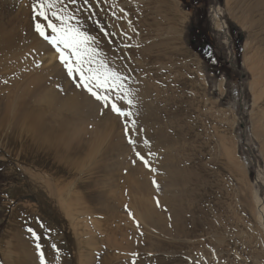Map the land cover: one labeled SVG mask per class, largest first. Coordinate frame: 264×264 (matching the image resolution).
<instances>
[{
  "label": "rangeland",
  "instance_id": "374dc122",
  "mask_svg": "<svg viewBox=\"0 0 264 264\" xmlns=\"http://www.w3.org/2000/svg\"><path fill=\"white\" fill-rule=\"evenodd\" d=\"M233 1L173 0L178 13L185 17L178 45L186 54L180 62L181 70L173 66L171 70L176 68L170 70V77L165 78L164 83L167 80L169 83L167 90L165 85L156 81L147 93L153 110L161 115L165 111L168 118L170 115L171 120L181 122L176 131L183 132V138L179 143H170L162 138V131L166 130L162 121H149L150 132L155 130L152 136L148 135L143 124L136 122L140 116L134 112V99H131V107L123 106V111H131V117H120L110 107L106 108L95 100L82 86L76 87L78 77L67 75L56 50L34 30V24L38 22L32 18L34 0H0V239L3 237L5 241L4 253L0 246V264H40L37 243L41 246L45 264H61V259L64 264H87L81 255L92 253L93 260L99 261L101 250L109 259L107 261L115 259L113 264H264V121L260 115V103L256 100L254 77V64L264 56L261 53L264 46L257 30L248 22L249 15ZM119 4L124 5L126 17L134 14V0H121ZM61 8L66 7L62 5ZM121 20L127 24L132 19L122 17ZM105 28L115 31L108 22ZM191 28L204 34L207 46L190 35ZM118 32L119 44L113 48L117 62L112 63L117 71L106 65L110 71L125 77L121 82L131 93V98L134 95V27L127 24ZM238 33L242 34L240 45L236 44ZM171 36L161 39H171ZM101 60L94 56L93 67H98ZM56 73H63L61 85L67 86L65 91L53 80ZM146 73L149 76V72ZM138 75L145 76L144 73ZM37 86L43 92L55 87L61 98H66L65 94L78 98L81 94L87 109L95 114H106L103 138L87 145L89 157L80 161L78 169L81 172L75 170L69 181L73 183L69 200L71 211L63 217L65 222L62 225L56 222L53 214L41 209L37 196L30 189L26 173L33 172V169L9 154L10 149L19 152L24 142L19 134L20 128L14 125L15 122L21 123L23 110L16 98ZM110 95L114 97L115 94ZM166 95L175 99L171 109L162 99ZM117 103L120 106L123 101ZM158 106L163 112L157 109ZM150 125L156 129L159 127V130L151 129ZM125 128L129 129L128 135ZM10 134L15 136L12 142L7 139ZM129 138L135 141V145L129 144ZM181 147L189 150L184 156L191 155L202 167L203 188H200L202 192L199 191L203 193L201 201L205 208L202 224L208 227L204 236L202 233L194 239H173L144 222L146 212L158 208L157 199L170 188L158 165L162 162L166 166L165 154L177 152ZM137 152L148 161V167L137 158ZM103 156L106 157L104 171L95 170L102 163ZM112 167L114 172L109 173ZM129 171L137 173L134 185H144L142 192L126 193L118 187L120 178L126 177ZM63 179L62 175L58 177L60 181ZM93 194L96 203L90 206ZM130 196L134 197V208L133 205L119 204ZM108 202L114 204L113 216H87L88 209H98ZM30 207L35 211L33 216ZM28 215L32 221L37 219V228L32 232L36 233L38 240L29 232L31 223L26 226V222L21 221ZM211 223L213 229L209 226ZM12 226L24 228V240L12 237L9 231ZM25 230H28V236ZM111 230L112 234L119 231V235H113L111 239L120 241V249L112 245L116 243L114 241L110 245L101 243ZM57 235L59 239L56 240L54 236ZM84 237L90 239L89 246L84 247L86 250L77 240ZM72 240L75 241L73 244ZM10 246L18 247L17 251H9ZM150 246L153 251L148 250ZM75 248L77 251L74 252Z\"/></svg>",
  "mask_w": 264,
  "mask_h": 264
},
{
  "label": "bare ground",
  "instance_id": "6f19581e",
  "mask_svg": "<svg viewBox=\"0 0 264 264\" xmlns=\"http://www.w3.org/2000/svg\"><path fill=\"white\" fill-rule=\"evenodd\" d=\"M120 2L121 0H76L75 4H73L71 0H64L62 4L58 5V8L66 11L68 16L72 17L71 21H69L71 26L78 27L80 31L84 30V33L94 34L92 47L96 49L95 56H99L102 59L101 62L110 65V70L114 69L117 71L112 63L117 62L115 60L117 53L116 51H113V48L119 44L118 30L127 24L134 27V95H132L130 99H134V112L140 116L137 118L136 122L143 124L147 129L146 131L148 132V135L152 136L155 131L154 129L156 128H153V126L151 127L150 125L151 129L153 128L154 130L153 133L150 132L149 123L151 122V119L152 122L162 121L166 125V130L162 131V138L170 143H179L180 139L184 136L183 132L176 131L177 127L181 125V122L174 121L173 119L172 121L170 115L168 118V116L164 114L165 111L163 112L160 109V106H158L157 109L161 110L164 115L157 113L159 111L153 110L152 106H150L151 101L147 97V93L152 87V84L156 81L165 85V90H167L169 83L167 82L168 80L166 83H164V81L165 78L170 77L171 67L178 66L177 68L180 69L182 66L180 62L186 53L178 44L180 27L182 26L185 17L178 13L173 0H134V14H130V16L127 17V13H125L127 11L123 4H119ZM233 4L246 12L247 16L249 15L248 22L257 30L256 32L260 42L262 46H264V0H234ZM62 5L66 8H61ZM116 9H118V12L115 11ZM86 11L90 12L86 13ZM86 14L88 15L86 16ZM122 17H129L132 20L125 24L121 20ZM107 22L115 31H109L105 28V23ZM170 34L173 35V37L171 36V39H161ZM135 61H140L141 63ZM254 65V77L256 78L255 86L257 91L256 100L260 103V115L264 121V56L259 57L257 63ZM174 68H172V70ZM118 72L120 71L118 70ZM146 72H149V76ZM142 73H144V75L146 73L147 75L144 77H142L143 75H138ZM62 75L63 73H56L53 80L61 85V81L64 79V76ZM170 86L172 87V85ZM61 87L64 88L63 91L67 88L66 85H61ZM173 88L174 86L172 89ZM65 97L66 98L59 97L55 87H51L46 92H43L39 86L29 90V92L26 91L22 96L17 97L16 100L21 104L23 110L20 120L21 123H13L20 128L19 134H21V138H24V142L19 149V152L15 151V149L9 150L10 156L28 163L33 169V172L30 171L29 173H26L30 189L32 188V192L37 196L41 209L45 213L53 214L56 222L58 221L61 225L65 222V218L63 219V217L68 216L71 211L69 200L72 193L73 183L69 181L71 177H73L75 170H78V172L80 171L78 169L80 161L89 157L90 152L87 145L90 143H96L99 139H102V135L106 132L105 113L95 114L90 111V109H87V103H85L81 94L78 98L68 96L67 94H65ZM45 99L47 100L44 103ZM162 99L166 102L168 109H171L175 104V99L171 96L166 95V97H162ZM157 105H155V108ZM168 109L167 111H169ZM157 128L156 131L159 130V127ZM167 128L170 131H168ZM262 134L264 135V132ZM14 138L15 136L13 137V134L7 136L9 142H12ZM186 152H189V150L185 147H181L177 152L174 150L165 154L167 165L164 166L161 162V164L159 163L158 168L164 172L170 188H168V190L157 199L156 207L158 208H153L151 211H147L144 215V222L147 225L158 230L160 234L173 239H194V237H197L202 233L204 236V232L207 231L205 228L208 227L206 224H202V219L205 216V208L201 201V195H203V193L201 194L202 190L200 189L203 188V186L201 187L203 183L201 178L202 167L200 162L194 159L191 155L184 156ZM105 162L106 157L103 156L102 163H99V165L95 167V170L98 169L104 171ZM111 172H114V167L110 169L109 173ZM135 174L137 173L129 171L126 177L124 176L120 178V185L118 187H120L121 190L126 191V193L134 194V192H142L144 190V185H134ZM60 175L64 177L61 181L58 180ZM82 177L85 176L82 175ZM205 187L207 188V185H205ZM200 190L201 192L199 193ZM92 196L94 197L95 195L93 194ZM129 198L132 199L129 200ZM129 198H123L124 200L119 204L133 205L134 208V197L130 196ZM90 201L92 203L90 206H94L93 203H96V198L94 197V199ZM81 209L82 207L80 210ZM114 211V204L108 202L103 203L98 209H96V207L91 210L88 209L89 214L87 211L86 214H88L87 216H113L112 213ZM29 212H31L30 214H32V216L35 213L32 207H30ZM74 217L75 216H73V218ZM35 220L37 219L35 218L34 221H32L30 215H28L25 220L21 219V221L26 222V226L28 223H31L30 228L32 230L37 228L38 222ZM211 225H213V223L209 226ZM211 227L212 229L214 228L213 226ZM215 227H217V225H215ZM9 231L12 237L16 238V240H24V228L17 229L12 226ZM25 232L26 236H28V230H25ZM112 232L113 230L107 233V238L105 237L106 239H102V244L106 243L110 245L113 235H119L118 230H116L114 234H112ZM75 235L78 237L77 234ZM5 236L7 237V235ZM80 236H82V234ZM54 237L56 240L59 239V235ZM2 238L0 239V241L2 240V245H0L1 251L5 246V241ZM79 239L77 240L83 245V249L86 250L84 247H87V245L89 246L90 239L85 237L81 238V240ZM31 241L33 243L32 237ZM113 241V243H116L112 245H115L114 247L116 248H119L120 245H122L118 240ZM73 242L75 241L72 240V244ZM160 247L161 246L159 245V248ZM17 249L18 247L10 246L9 251H17ZM75 249L74 252L77 251V248ZM148 250L153 251L154 248L150 246L148 247ZM90 254L92 253L86 254V252H84L81 255L84 256L87 264H90L91 262L94 264H113V261L115 260L113 258L112 262L107 261L109 259H106L107 257L105 258V256H103L105 253L102 250L100 252L101 258H99V261L93 260V255ZM62 257L63 259L65 257L63 253ZM61 264H64L62 259ZM77 264H82V262Z\"/></svg>",
  "mask_w": 264,
  "mask_h": 264
},
{
  "label": "snow or ice",
  "instance_id": "6c2138e0",
  "mask_svg": "<svg viewBox=\"0 0 264 264\" xmlns=\"http://www.w3.org/2000/svg\"><path fill=\"white\" fill-rule=\"evenodd\" d=\"M63 2L64 0H34L32 18L38 21L34 24L35 32L56 50L67 75L70 78L78 77L76 87L82 86L95 100L106 108L110 107L116 115L131 117V112L123 111L124 105L129 107L133 105V101L129 98L131 93L121 82L125 77L110 71L103 62L98 67H93L96 55V49L92 47L93 38L80 31L78 27L70 25L69 21L72 17L58 8V5ZM71 2L75 4L76 0H71ZM66 52L69 55H66ZM110 93H114V97ZM118 101H123V104L118 106ZM134 125L135 121H133ZM125 134H129L128 128H125ZM128 142L135 145V141L131 138ZM145 144H147L146 141ZM136 155L146 167L149 166L148 161L139 152ZM29 232L32 233L34 239H39L32 229H29ZM40 247L37 243L36 249L40 264H45V257Z\"/></svg>",
  "mask_w": 264,
  "mask_h": 264
},
{
  "label": "trees",
  "instance_id": "16d2710c",
  "mask_svg": "<svg viewBox=\"0 0 264 264\" xmlns=\"http://www.w3.org/2000/svg\"><path fill=\"white\" fill-rule=\"evenodd\" d=\"M190 35H192V36L197 37L198 39H200L201 42H202V45H204V46H207L208 45V41L205 38L204 34L202 32H200V31H198L197 29L191 28L190 29ZM241 42H242V34L241 33H238V39L236 40V44L237 45H240ZM197 51H199V50L197 49Z\"/></svg>",
  "mask_w": 264,
  "mask_h": 264
}]
</instances>
